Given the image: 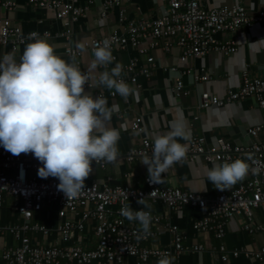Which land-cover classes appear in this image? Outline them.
Instances as JSON below:
<instances>
[{
	"label": "crops",
	"instance_id": "0c3cea01",
	"mask_svg": "<svg viewBox=\"0 0 264 264\" xmlns=\"http://www.w3.org/2000/svg\"><path fill=\"white\" fill-rule=\"evenodd\" d=\"M0 17L8 18L14 25L21 28L23 33L35 31L39 34L48 32V36H39L46 39L53 47L54 53L66 62L77 65L82 71H87L88 66L94 59L89 50L81 52L75 47L77 42H86L92 39L102 38L112 32L123 34L124 24L119 22V11L125 10V15L133 19L152 20L163 15L168 9V0H122L120 6L110 8L106 16H102V0H79V5L84 7V12L71 22L69 36H62L64 31L61 21L56 16V11L48 8H37L28 4L27 0H12L15 7L7 10L1 6ZM239 5L243 6L248 13L254 14L264 9V0H201V6L205 9L214 7ZM218 40L233 39L237 44V50L230 55L211 51L203 56L181 59L180 49L172 47L168 52L160 48L150 49V40L143 43L147 48L146 54H139L137 49L131 46L112 52L116 58L110 64L109 69L117 62L123 66L131 60H135L137 67L146 65L145 58L152 56L154 64L150 66V77L138 74L135 85L127 82L136 89L135 96L129 95L127 100L119 94L110 96L108 89L102 87H85L88 94L97 96V92L104 91L102 97L107 99V106L114 108L111 120L107 127L120 131L118 141V159L106 164L105 167L92 166V172L86 179L85 184L97 182L103 183L110 180L111 185H129L133 188L144 186V179L148 177L147 167L141 163L143 158H135L127 162L125 155L129 150L140 145L141 140L148 138L154 142L157 135L170 131V125L174 121H182L191 132V139L203 136L207 143L212 145L218 138L233 144H247L252 138L248 135L250 128L261 126L258 139L264 142V109L260 108L253 98H245L224 105L210 106L198 109L200 94L207 92L212 98H224L230 90H236L241 83V73L246 70L251 77H264V23H256L250 27H243L236 32H221L216 35ZM20 45L16 52L19 60L26 44ZM80 51V55L74 57L66 53L67 49ZM13 52L8 45L0 46V58L5 53ZM176 68L171 71V68ZM89 72L96 80L98 72ZM189 70L183 74L182 71ZM203 71L208 76L206 80L195 81L194 75ZM124 76H127L126 73ZM127 78V77H126ZM177 79L182 81V89H175ZM141 117L140 130L131 129L133 119ZM197 117V118H196ZM184 144L186 141L179 140ZM21 156L36 159L31 153L20 154ZM214 163L206 162L201 158L184 160L173 165L163 175L164 182L157 184L161 187L180 188L195 192L204 197H213L220 192H230L239 184L244 183L250 177L247 176L237 182L231 189L220 191L207 180V171ZM37 175V173H36ZM40 178V177H39ZM49 177L47 179H52ZM56 179V178H55ZM207 189L205 190V188ZM149 203V202H148ZM151 211L160 216V223L150 225L154 235L142 242L145 247L168 248L172 245L173 234L169 226H176L183 236V244L191 247L202 245L201 251H184L174 256L173 264H264L240 255L236 258L229 257L227 262H221L218 247L222 242L226 249L232 250H259L264 247V209L258 208L253 211L250 220L245 215L235 216L230 219L225 228L222 240L214 237L212 232H198L193 228V223L204 215L205 211L199 208L183 207L178 211H171L160 201L149 203ZM131 207L137 206L130 202ZM142 207V205H140ZM70 219L78 222L79 213L69 214L61 209L55 202L45 203L42 209L35 212L32 220L48 228V234L28 233L32 242L39 245L57 243L60 245H80L92 248L95 245L93 229L95 222L89 220L83 231H73L68 241H62L57 232V227ZM20 216L16 209V200L7 196L0 206V245L3 247H15L19 244L17 238L7 230L20 222ZM246 224H251L257 229L249 231ZM0 264H3L0 255ZM124 264H135V259L126 257ZM151 264H156L151 262Z\"/></svg>",
	"mask_w": 264,
	"mask_h": 264
},
{
	"label": "built area",
	"instance_id": "2783aa9c",
	"mask_svg": "<svg viewBox=\"0 0 264 264\" xmlns=\"http://www.w3.org/2000/svg\"><path fill=\"white\" fill-rule=\"evenodd\" d=\"M121 1L102 0V16H106L110 8L120 6ZM27 2L37 8L56 11V16L65 29L60 33L62 36H69L71 22L78 19L85 9L79 5V0H27ZM1 6L12 10L15 2L3 1ZM119 22L124 24L123 34L112 32L102 38L86 41L84 42L86 49L92 53L97 44L109 39L113 42L112 52L131 46L143 55L147 52L143 43L150 40L148 46L150 49L160 48L168 52L176 46L180 49L181 59L187 60L203 56L211 51L224 55L235 53L237 44L233 39L218 40L216 35L221 32H236L256 23H264V9L250 14L239 5L205 9L201 6V0H168L167 11L158 18L152 20L128 18L125 10L121 8ZM30 33L37 32L23 33L21 28L14 25L8 18L0 17V46L8 45L12 51H16L20 45L29 41ZM37 34L45 37L49 35L48 32ZM66 53L74 57L80 55V51L70 48L66 50ZM145 62L146 65L143 67H137L135 60L126 64L124 72L127 76H123L125 82L139 87L138 74L150 77L149 67L154 64V58L147 56ZM175 70L176 68H171V71ZM188 72L189 70L182 71L183 74ZM88 75L90 79L85 87L93 88L95 80L89 72ZM207 78L208 76L202 70L194 75L196 82ZM182 85V81L177 79L175 89L181 90ZM113 92L114 90L109 91L112 97L116 95H113ZM97 95L103 96L104 91L100 90ZM245 98H253L257 105L264 109V77H251L244 70L241 73L240 86L236 90H230L224 98L219 99L212 98L209 93L204 92L199 96L197 108L220 107L227 102ZM140 124L141 117L136 116L131 129L140 130ZM260 129L261 126H256L248 130V135L252 139L247 144H233L224 138H218L215 144L210 145L203 136L193 137L184 143L187 147L185 160L201 158L206 162L223 164L241 159L249 165L250 177L247 181L230 192H220L209 198L180 188L149 184L146 177L144 186L141 188H133L129 185L114 186L109 179L101 184L97 182L85 184L78 198L67 200L56 188L58 179H42L36 175L38 167L42 166L37 159L21 155L13 156L0 146V206L7 196L13 197L21 219L20 222L7 228L17 238L19 244L15 247L0 245L3 264H124L126 257L134 258L135 264H151L166 253L174 257L188 250L193 252L203 250L200 244L185 246L182 233L176 226L168 227L173 234L171 247L143 246L142 242L154 235L151 226L150 234L145 235L139 232L138 222H129L120 214L124 205L130 202L137 205L130 206L133 210H139L141 208L137 204L139 198L149 203L160 201L171 211H178L183 207L204 210V215L193 223V228L198 232H212L214 237L221 241L230 219L245 215L250 220L255 209H264V142L258 139ZM153 143L148 138L142 139L139 146L127 152L126 161L143 158L145 155L151 156ZM95 165L103 168L106 163L91 162V167ZM50 202L59 204L60 208L69 214L79 213L80 216L78 222L64 219L57 227L62 241H68L71 232L83 231L86 222L94 220L93 234L96 241L92 248L75 244L39 245L32 242L28 233L48 234L49 232L48 228L34 222L32 218L45 203ZM151 215V225L160 223L161 218L158 214L151 211ZM245 229L251 232L257 227L253 228L251 224H246ZM218 252L221 262H227L229 257L236 258L241 254L246 258L264 261V247L259 250L229 251L221 242Z\"/></svg>",
	"mask_w": 264,
	"mask_h": 264
},
{
	"label": "clouds",
	"instance_id": "9594fccd",
	"mask_svg": "<svg viewBox=\"0 0 264 264\" xmlns=\"http://www.w3.org/2000/svg\"><path fill=\"white\" fill-rule=\"evenodd\" d=\"M28 40L19 60L15 50L0 58V146L13 156L31 153L42 165L38 177L58 179L57 190L67 200L75 199L92 172L91 162L109 164L119 156L120 131L107 127L114 108L107 106L106 98L85 91L88 72L103 69L95 86L114 90L113 95L125 100L135 96L136 89L123 79L121 63L109 69L116 59L109 39L95 46L94 59L84 72L57 56L37 33H30ZM75 47L86 50L83 42ZM170 129L154 138L151 156L145 155L141 161L147 167L149 184L163 183L168 169L186 159L187 147L179 140L190 141L191 132L182 121H174ZM248 172V163L236 159L214 163L206 175L216 189L225 191ZM137 204L142 205L139 210L125 204L120 214L129 222H138L139 232L149 235L152 205L143 198ZM174 259L166 253L156 264H173Z\"/></svg>",
	"mask_w": 264,
	"mask_h": 264
},
{
	"label": "water",
	"instance_id": "95a60500",
	"mask_svg": "<svg viewBox=\"0 0 264 264\" xmlns=\"http://www.w3.org/2000/svg\"><path fill=\"white\" fill-rule=\"evenodd\" d=\"M251 142V140H249V143Z\"/></svg>",
	"mask_w": 264,
	"mask_h": 264
}]
</instances>
